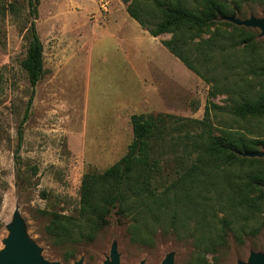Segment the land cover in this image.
Returning <instances> with one entry per match:
<instances>
[{
	"label": "rangeland",
	"instance_id": "obj_1",
	"mask_svg": "<svg viewBox=\"0 0 264 264\" xmlns=\"http://www.w3.org/2000/svg\"><path fill=\"white\" fill-rule=\"evenodd\" d=\"M240 1L241 10L232 18L264 13L260 1ZM218 20L204 29L203 38L211 31H230L222 23L226 20ZM31 21L26 0H0V251L7 226L17 215L47 263L104 264L115 247L119 264H161L167 258L172 264H190V240L167 227H153L152 245L136 243L127 233L128 219L112 212L92 238L59 242L46 231L49 214L78 217L83 175L103 172L126 152L132 114L169 115L173 118L166 123L171 126L178 119L201 121L207 112L214 135L236 131L262 141L264 117L233 116L236 95L213 91L211 83L161 45L170 34L149 36L128 17L120 0H39L34 25L43 49V74L16 152L17 128L31 96L21 67ZM244 28L253 35L259 56L255 63L260 64L264 35L258 28ZM252 86L258 88L255 81ZM201 129L199 125L197 132ZM172 156L167 154L161 164L159 178L165 183L178 167ZM252 252H264V228L242 244L229 236L227 245L206 260L247 263Z\"/></svg>",
	"mask_w": 264,
	"mask_h": 264
},
{
	"label": "trees",
	"instance_id": "obj_2",
	"mask_svg": "<svg viewBox=\"0 0 264 264\" xmlns=\"http://www.w3.org/2000/svg\"><path fill=\"white\" fill-rule=\"evenodd\" d=\"M26 1L32 21L21 67L31 96L17 128L16 152L34 88L43 74V49L34 25L39 0ZM120 1L149 36L170 34L161 45L185 68L211 83L213 91L236 95L230 109L233 116L264 117V59L255 63L259 56L253 35L223 21L230 31H211L202 37L204 29L218 19L235 17L241 10L240 0ZM258 1L264 9V0ZM227 74L238 82H229ZM168 118L173 117L132 114V139L126 152L103 172L83 175L78 217L50 213L48 235L59 242L92 238L114 212L128 219L127 233L136 243L152 245L154 226L167 227L177 236L185 234L193 248L190 264H209L206 257L225 247L229 236L242 244L245 237L258 235L264 228V163L242 154L256 152L264 144L261 136L236 131L214 135L207 112L201 121L178 119L171 126ZM199 125L202 129L197 132ZM169 153L179 168L165 183L159 175Z\"/></svg>",
	"mask_w": 264,
	"mask_h": 264
},
{
	"label": "water",
	"instance_id": "obj_3",
	"mask_svg": "<svg viewBox=\"0 0 264 264\" xmlns=\"http://www.w3.org/2000/svg\"><path fill=\"white\" fill-rule=\"evenodd\" d=\"M222 19L237 26L258 28L261 36L264 35V13L259 18L250 16L244 20L232 17H225ZM243 156L264 158V146L261 151L243 154ZM7 230L8 235L4 240L5 247L0 251V264H58L47 263L39 257L38 249L27 239L22 222L17 215L14 216L12 222L7 226ZM74 264L82 263L76 262ZM104 264H119L115 247L111 249L109 260ZM161 264H172V261L170 258H167ZM239 264H264V252H252L250 253L247 263L240 262Z\"/></svg>",
	"mask_w": 264,
	"mask_h": 264
},
{
	"label": "built area",
	"instance_id": "obj_4",
	"mask_svg": "<svg viewBox=\"0 0 264 264\" xmlns=\"http://www.w3.org/2000/svg\"><path fill=\"white\" fill-rule=\"evenodd\" d=\"M102 8H103L104 10H106L105 5H102Z\"/></svg>",
	"mask_w": 264,
	"mask_h": 264
},
{
	"label": "crops",
	"instance_id": "obj_5",
	"mask_svg": "<svg viewBox=\"0 0 264 264\" xmlns=\"http://www.w3.org/2000/svg\"><path fill=\"white\" fill-rule=\"evenodd\" d=\"M126 12V11H125ZM127 14V13H126ZM129 17V16H128ZM130 18V17H129ZM139 26V25H138Z\"/></svg>",
	"mask_w": 264,
	"mask_h": 264
}]
</instances>
